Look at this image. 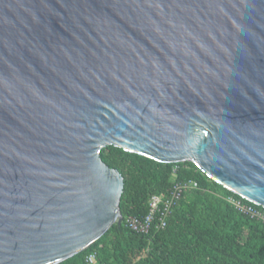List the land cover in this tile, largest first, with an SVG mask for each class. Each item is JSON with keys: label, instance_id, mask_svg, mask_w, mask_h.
Segmentation results:
<instances>
[{"label": "water", "instance_id": "obj_1", "mask_svg": "<svg viewBox=\"0 0 264 264\" xmlns=\"http://www.w3.org/2000/svg\"><path fill=\"white\" fill-rule=\"evenodd\" d=\"M106 146L264 209V0H0V264L121 226Z\"/></svg>", "mask_w": 264, "mask_h": 264}, {"label": "trees", "instance_id": "obj_2", "mask_svg": "<svg viewBox=\"0 0 264 264\" xmlns=\"http://www.w3.org/2000/svg\"><path fill=\"white\" fill-rule=\"evenodd\" d=\"M99 157L123 178V220L144 217L151 196L166 195L173 180H193L198 186L182 195L163 229L137 234L123 222L120 227L113 224L86 250L60 264H87L90 255L94 264H264V224L237 212L227 199L254 204L193 163H161L113 146L102 148Z\"/></svg>", "mask_w": 264, "mask_h": 264}, {"label": "built area", "instance_id": "obj_3", "mask_svg": "<svg viewBox=\"0 0 264 264\" xmlns=\"http://www.w3.org/2000/svg\"><path fill=\"white\" fill-rule=\"evenodd\" d=\"M175 178V176L173 175ZM173 185L166 195H153L149 199L148 212L142 218L126 217L123 226L130 232L137 234H148L152 228L157 230L166 226V221L172 210L177 206L185 192L197 189V183L193 180H173ZM237 212L247 215L250 218L264 224V212L257 208V205L242 204L232 198L227 199ZM87 264H94L95 259L90 255L85 260Z\"/></svg>", "mask_w": 264, "mask_h": 264}]
</instances>
